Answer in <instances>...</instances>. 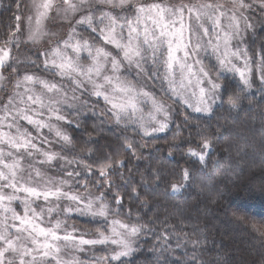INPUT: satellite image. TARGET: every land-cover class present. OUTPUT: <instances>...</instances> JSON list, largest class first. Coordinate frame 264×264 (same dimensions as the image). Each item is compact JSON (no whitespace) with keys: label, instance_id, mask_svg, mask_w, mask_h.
<instances>
[{"label":"snow or ice","instance_id":"1","mask_svg":"<svg viewBox=\"0 0 264 264\" xmlns=\"http://www.w3.org/2000/svg\"><path fill=\"white\" fill-rule=\"evenodd\" d=\"M0 6L12 13L0 27V264H83L63 257L66 249L83 251L84 245L112 246L94 264H127L140 236L152 231L159 216L131 222L135 204L152 211L141 201L148 185L143 177L121 183L120 169H127L137 149L169 129L181 110L182 124L200 137L186 154L205 163L226 131L219 121L211 126L217 111L239 108L240 97L228 96V87L220 83L225 73L238 76L245 95L258 75L264 93V43L258 50L249 45L256 44L251 37L257 30L264 33V0H31L30 5L9 0L6 6L0 0ZM46 20L59 21L53 26L66 28L64 36L46 33ZM46 35L49 46L37 47L35 59H19L21 49L31 51L29 45L35 47ZM73 116L113 121L123 137L119 147L100 156L91 149L77 155V138L69 129L80 123ZM193 120L207 129L198 130ZM193 143L189 139L174 147ZM121 152L127 160L119 158ZM57 168L58 175H49L48 169ZM147 177L157 189L168 183L176 193L189 186L192 173L182 169L172 177L178 182H172L149 167ZM169 215L185 219L179 206ZM76 217L97 225L95 238L69 226ZM251 230L264 247V218ZM160 239L163 256L170 237L165 232ZM196 243L186 264H205Z\"/></svg>","mask_w":264,"mask_h":264},{"label":"trees","instance_id":"2","mask_svg":"<svg viewBox=\"0 0 264 264\" xmlns=\"http://www.w3.org/2000/svg\"><path fill=\"white\" fill-rule=\"evenodd\" d=\"M8 3L9 0H3L4 6ZM0 13L2 27L8 23L7 18L12 13H5L3 6H0ZM252 38L256 40L252 47L258 50L260 43H264V33L257 30ZM33 51L34 49L26 50L29 56L33 55ZM221 82L228 87V96L240 97L239 108L229 111L224 107L217 111L211 126L215 129L219 121L220 125L226 127V131L223 140L217 139L214 142L213 152L210 157H206L205 163L186 154L188 147H196L200 137L196 135L197 130L182 124L184 113L181 110L179 116L172 117L169 129L158 135L157 139L149 140L142 149H137L136 156L131 158L127 169H120L121 183L131 178L141 181L143 177V182L148 185L144 189L148 195L141 196V201H147L152 211L149 212L147 207L141 209L139 204H135L131 209V222L136 223L139 217L141 223H147L159 216V221L150 225L152 231L140 236L137 250L126 258L127 264H162L165 259L168 264L175 260L186 264L193 255V244L197 241L196 254L202 257L205 264H264L262 238L251 230L252 224H258L264 218V116L261 115L264 113V93L260 92L259 80L247 95L240 91L238 76L224 75ZM72 118L80 123L75 131L69 129L70 134L77 138L74 144L77 155H84L89 149L95 156L109 154L123 140L120 128L107 118L103 123L94 117ZM192 123H199L200 131L207 129L203 121L193 120ZM131 136L129 131V138ZM189 139L195 143L174 147ZM87 140L96 143L85 145L83 141ZM136 140L145 144L139 137ZM119 158L127 160L123 152ZM149 167L153 172L161 170V174L170 180L173 175L187 168L192 173V178L189 186L172 193L170 184L164 183L157 189L155 182L148 180ZM54 170L59 173L58 168ZM176 206L183 210V222L169 215ZM128 208L129 204L126 203L124 214L128 213ZM243 215H247L246 221L240 219ZM166 218L167 225L163 223ZM83 219L76 217L68 222L70 226L75 224L85 237L95 238L97 225L84 223ZM165 232L170 237V247L161 256L160 238ZM105 247L95 245L93 249L97 248L94 252L102 253ZM84 258L87 262L93 261L89 257Z\"/></svg>","mask_w":264,"mask_h":264},{"label":"rangeland","instance_id":"3","mask_svg":"<svg viewBox=\"0 0 264 264\" xmlns=\"http://www.w3.org/2000/svg\"><path fill=\"white\" fill-rule=\"evenodd\" d=\"M24 2L27 5H30L31 4V0H24ZM25 14L26 15H31L32 13L31 12H26ZM53 23H55V24L58 25L59 24V21H56V22H52V21H48V20L44 21L43 27H44L46 33H48L49 35H51L52 33H56L57 34V37L64 36V34L67 31V29L66 28H60V27H54L53 26ZM225 23H226V21L222 19V24H225ZM249 35L251 37V34H249ZM57 37H54V39L57 38ZM249 45L252 47V45L250 44V41H249ZM48 46H49V40H48V36L46 35L44 37H41V39L38 41V43H37V45L35 47H33L32 45H29V48L30 49H34L33 52H35V49L37 47L38 48H41V49H44V48H46ZM26 50L27 49H21V51L19 53V59L21 61H27V60H30V59H35V56L34 55H32V56L30 55L29 56L27 54ZM29 57H32V58H29ZM207 63H208V61L205 60V64H207ZM227 74H231V73H225V75H227ZM40 75H45V74H40ZM253 79L255 81H258L259 80L258 79V75L255 76V77H253ZM220 83H222L221 80H220ZM0 95H4V94L3 93H0ZM145 119H147V109H145ZM29 131H31V127L30 126H29ZM160 134H162V133H160ZM160 134H158V135H160ZM55 150L56 151H60L61 149L57 146L55 148ZM48 173H49V175H53V176H55L56 174H59L54 169H48ZM18 210H19V208H18ZM68 224H69V222H68ZM69 226H70V224H69ZM85 238H87V237H85ZM87 239H89V238H87ZM82 247L84 249L83 251H78V250H74V249H71V248L66 249L63 258L64 259H71V258L75 257V258L79 259L82 262L89 263V264H94V261H95L96 258H99V257H102V256L105 255V251L102 252V253H98L97 251L94 252V250L97 249V248L93 249V246H91V245H84ZM111 247L112 246L108 245L105 248H107L108 251H110L111 250ZM84 257H89L93 261L92 262H87L86 261V258H84Z\"/></svg>","mask_w":264,"mask_h":264}]
</instances>
